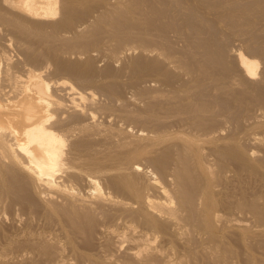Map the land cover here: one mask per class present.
Segmentation results:
<instances>
[{
    "label": "bare ground",
    "instance_id": "obj_1",
    "mask_svg": "<svg viewBox=\"0 0 264 264\" xmlns=\"http://www.w3.org/2000/svg\"><path fill=\"white\" fill-rule=\"evenodd\" d=\"M5 1H6V3L8 2L10 6H12L13 8L16 9V10L14 9L15 10L14 12H17L16 15H17L18 19L16 17V20H15L14 19L15 16L10 15L11 18L13 17V19L15 21L14 22L12 21L13 23L11 21H8L9 25L7 24V21H5L6 24H4V25H6V28L8 26L10 28V30L13 31L14 37H16V41L15 40L14 41L17 42L18 46L17 45L16 46L19 47L20 50H18L19 55H18V51L16 52V54H15L16 57L13 56L14 54L10 56L6 50L7 49L6 46H9V44L8 43H5V44L2 43L3 47L0 46L1 47L0 48V65H1L0 68L2 67L1 63H3V65L5 64L4 66H7L6 68H8V69L12 70V68H13V70H14V67H15V69L18 68L21 71L19 70L20 74L18 73L19 71L17 72V75L14 78L13 86H12L11 90L8 91V90L0 89V220H2V221L3 220H9L10 221V219L7 215V214H9L12 217V221L16 222V223H14L11 221L10 225L12 226L13 225L12 223H14L16 225L19 223V225H17V227H19V226L20 227H19V229L14 228V231H9V230L3 231L4 229L6 230L8 228H4L2 226V229L3 228L4 229L2 230V232L0 230V260H3L5 255L9 256L8 255V253H9L10 255L12 254V258H14V259L9 260L8 259L9 257H8L7 260L8 261H17V262H20V264H22L21 261L24 259L30 260V258L32 257L31 259L33 260L34 256H35L34 257L35 261L37 259L36 256H45L47 258L49 257L53 264H63L65 262V259L69 258L68 264H70L69 263L70 262L69 260L71 259L70 255L74 254V256H77V255H75V253L81 251L79 249L80 247L78 248L76 246V244H77L76 241L78 242L79 239L76 240L75 232L73 231V224H75V221L73 222V219L80 218V216L82 218V216H84L85 218L87 217L86 218L87 221L84 220V222L86 221L87 225H88V222H89V224L93 223L94 219L96 220L94 223H96L98 220L100 221V224L97 223L98 228H99V229L97 228L98 229L97 235H99L98 240L99 239L102 240L105 237H108L109 234H111V235L114 234V236L117 235L118 236L117 238L121 241H123V240L126 241L128 238V240H129L128 243L130 242L128 245H130V246L127 249L130 252H128V251L127 252L130 255H132L134 257V259L136 258L135 260L138 261L139 264H152L154 261L156 262L159 259V257L164 259L162 261L163 264H164V262L169 263V262H172L173 260H177V262H178V259L180 260L181 257H184V259L182 258L183 260H180L181 262L184 260L186 261L185 256H187V251H184V248H186L187 245H185V243H187V240L188 241L190 240L189 242L191 244L194 243L191 241V239L189 237H188L189 238L188 239L187 238L188 235H186V231H187L186 227L188 225L191 226V224L189 223L190 221L196 220V221L200 222L201 228H200V226L199 227L197 226L199 223L197 225H196L195 221L193 223H195V227L197 226L198 228L201 229V230L199 229L200 231L204 230V232H205V234H207V236H209V237L211 236L212 237L211 239L215 238V234L219 233V230H218L219 228L225 226V225L222 226L223 225L222 221H224V219L221 220L222 210H220V209L223 206L221 208H218L219 205H221L220 202L224 203L221 201V196H222L221 190L222 189L219 187V184H218L219 182L217 181V175H216V168H218L217 167L218 165H216V164H219V162L216 163L217 162V161H215L216 157L214 158L215 153H216L215 156H218V155L221 156L223 153L220 154L221 153V151H220L218 154L216 151V146L218 145L217 140L219 139V136L217 134V131L219 132V130H218L219 126H218V128H217V126H214L215 125L214 121H215V123L218 122V124H219V121H217V120H219L218 118L220 117L219 115L221 113L218 114L219 108H218V112H217V104L223 103L224 101H222L223 98H221V96L218 93H219V89H221L223 87L226 88V84L228 83L227 77H226L227 82H226V80H224V78L222 79L223 76L220 77L214 73L213 74L215 76L214 75L210 76V74H209V76H207L208 79H205L206 77L203 78L204 76L203 77L201 76V78H200V75H204L207 71H205V73L203 74V71H201V68H200V70H198L196 72L193 71V73H191V71H189V72L187 71V73H186L185 70L190 69L187 67L189 64H184L185 61L183 63L182 60H180L178 58V56L177 57L175 56L174 58H169L167 56L168 53L167 54L163 53V51H164L163 48H162L163 49L162 52H158L156 49H152L153 47L150 48L151 50L147 49V50H150L148 52L156 54V55L155 54H153V55H155V58H158L157 61L163 55L161 57V60L162 61L164 60L163 62H165V59H162V58H164V56L166 55L165 57L167 60L176 63V64L173 63V66L171 65V67L174 68V69L173 68L172 69L175 72L176 71L179 72L178 69H180V68L181 69L186 68L185 70L182 71L183 75H180V74H177V72L176 73L174 72V74L176 76H178V79H176V80H175L176 77H173L174 75L170 74V76L168 77L166 75L167 73H163V75L164 74L166 75V77H167V78L165 77L166 79L162 78V80H161V76H159V75L158 76L155 75V76L157 78L159 77L160 79H155V80L150 79L151 81L160 85V87H159V85L152 84L156 87L158 86V88H159V89H157L158 96L161 98L164 97V99H166L170 102L172 101L173 107H174V104H176V105H177V103L181 104V110L178 108L180 112L175 111L176 109L174 110V108H175L174 107L173 110L177 114H174L172 117L170 115H166V114H165L166 116H164L163 114L167 113L171 109H169L168 107L166 108V106L165 107L162 106V108H163V111H162L163 116L162 117L163 118L160 116L162 119L161 120L162 124H160L161 127H159L158 129L155 127V130L151 129L152 132H150L148 134H147L148 129L147 130L144 129L147 132L144 133V135L142 134L143 136H141V134L136 133V134H138L139 139L138 138L134 139L133 137H129L130 131H128V128H127V131L129 133H127V134H129V136H128L129 140L127 138H125L124 136L127 135L126 134L127 131L124 128H126V126L124 128H122L123 130L118 129L117 132L121 131V136H123L122 132H123V134H125L123 137L126 139V141L123 139L122 144H123V146L125 145L126 147H124L122 149H125V148L126 149L122 150V151L118 150V151L113 152L111 150H108L109 148L106 149L107 147L106 148H103V147H105L107 145L112 146L113 144H115L112 141H114V142L118 141L117 139H116L117 141L111 140V139H113L114 136H118V135L113 134V133H117V132L113 129L112 126H111L112 131L109 130V129H111L110 127L108 129L109 132L104 131V130L106 129V127L108 128V126H105V125H108L107 123L110 121V118L113 115V113L115 114L114 110L117 108L113 109L110 106V108L114 112L112 110L111 111H107L104 109L101 110V108L104 107L103 104L105 102H107L108 100L102 103V101H104L106 99L103 97L104 98V100H103L102 98L99 97L100 95L104 96V95H111L110 93L113 94V92L108 91L107 90L108 88H106V85H108L110 83V81H109V83L108 82L105 83V81H108L109 78H107L108 80H106V77H104L105 81H103L104 79L102 78V76H104L103 74L105 73L106 69H108L110 67H109V65H107L108 64L107 63L105 65V67L103 65L101 66V67H103V69L102 68L100 69L99 67H98V69H96V68L93 69L94 68L93 64L95 63V60L98 63L97 58L99 57L98 56L99 54H101L102 57L101 56L100 57L103 58L104 60L107 59L108 60L107 62L110 61V62H114V63L116 62L117 63V62H119V60L123 59L127 55L130 57L131 55H129V54L131 52L134 53V51H136L134 49V47L125 46V47H123L124 49L121 47L122 51H120L119 48H117L118 50H115L116 47L114 48V46L119 45L121 41H119V44H118V42H116L117 40H114L117 43L114 45L115 42H113L112 39H114L116 36L114 37L113 35H115V34L117 35V33L113 34L114 32H112V27L108 26L110 24L107 25V23H109V22L104 23L110 29V32H109L108 31L109 29H107V27L105 26L106 27L105 29L107 30L108 35H109V33L112 32L113 35L112 34L111 35L114 38L107 36V38L109 37L110 40L104 39L103 42L101 39V42L103 44L101 43V45L99 46L98 49L96 48L97 46L92 49V50L95 49L96 53L99 52V54L97 55L98 57L95 56V54H94V57H97L94 61L92 60L94 63L92 62V64H89L86 61V63L91 65L93 68L92 67H91V69L88 68L89 70L84 71L83 73H79V72H74L72 70H69L68 68L67 69L61 68V66L56 67L57 63L54 60L56 56L52 51H51V53L49 52L50 46L49 47L45 46V47H47L46 49L49 50V51H47V53L48 52L50 54L53 53L52 56H55V57H52V56L50 57L49 56L50 54L47 56L45 53L44 54L46 56L41 54L43 56V57H41L39 55L41 50H38L37 53L35 51L33 52V50H31L32 48H30V46H32V44L34 45V43H33L34 40L32 39L33 42L30 40V38H32L33 36H29L28 39L24 37V34L29 33L31 30L35 31L34 33H38V35L39 34L42 36L44 35L47 38L50 37V39L51 38H53V39L54 38L55 39L66 38L65 40H68L69 39L68 36L70 34H72L74 36L78 35L80 37V35H83L86 32V30H91L94 25L100 24L101 21H103V20L105 21V19L106 18L108 19V17L110 15H111L110 18L113 17L115 13L114 14L112 13L114 10L111 12L112 9L110 7L112 5L109 7V6L105 5V3H103L102 5H104V6H102L100 9H98L95 13L93 11H95L96 8L95 9L91 8L92 12L94 14L89 13V14H92L90 17L79 20L78 22L77 21L74 22L73 20L75 18L72 20L68 16L71 13L70 11H69L70 13H68L69 6L74 0H5ZM76 1L78 2L79 0H76ZM178 1H180V0H177V2H176L177 5L180 4V2L182 0L180 2H178ZM190 1L193 3V5L190 4V6L192 7L191 10L195 14H197L194 11V10H196V9H194L196 6H197V11H199V13L205 12L207 14H212V16H209V15L207 16V14H206L205 15L206 17L199 14L198 16L200 17V15H201L203 17L202 18L203 20L200 18L202 21L199 22L200 21V19H199L198 22L195 21V23H198V24H194L193 21H189L191 19L189 17L191 14L189 11L190 8L188 10V8L186 7L187 10L189 11V13L187 11L189 16L185 12L187 17L189 18V19L187 18L188 19L187 21L189 23L193 22L190 24L187 23V25H189L188 28H191L190 29L191 31L193 29H196V28H200V29L202 27L206 28L205 26H207V28L210 27V29L215 30L214 25H216L215 24L216 19L221 20L222 18H223V22H224V19H225V21L226 20L231 21L230 26L236 27V31H237L239 19H237V21H238V22L236 21L237 23L233 24L234 20L236 18L230 17V15L236 14L237 16L236 15L235 16L238 17V15H239L238 13H241V12L246 13L247 11L250 10L248 5L251 2L252 3L255 2L254 0L253 1L252 0H244V1L243 0H190ZM257 1L259 2L261 0H257ZM80 2L81 1H79V3H77V4H82ZM85 2H87V1H85ZM93 2H94V0H93ZM147 2H149V1H147ZM173 2H174V0H173ZM87 3H88V5H86V6H88V7H90L92 5V3H91V5L89 6V2H87ZM101 3H100V5H101ZM157 3H159V2H157ZM196 3H198V4L196 5ZM259 4H261V3H259ZM73 5H75V4H72V6ZM93 5H95V4H93ZM168 5H170V4H168ZM250 5H252V4H250ZM254 5H257V4L253 3L252 6H254ZM76 6H78V5H76ZM81 6H84V5H81ZM121 6L122 5H120V7ZM133 6L134 5H132V7ZM185 6H187V4ZM261 6H262V4H261ZM74 7H72V9ZM78 7H80V5ZM115 7L116 6H114V8ZM152 7L153 6H151V8ZM171 7L172 6L170 5V8ZM85 8H82L81 11L83 9L85 10V12L87 11V9L89 10V8H87V9H85ZM155 8H153V10H155ZM180 8H181V5H180ZM180 8H178V9H180ZM255 9L258 10V8H255ZM261 9H262V7H261ZM2 10H4V9H2ZM2 10H0V12ZM70 10H71V8H70ZM115 10L117 11L118 9H115ZM123 10H125V9H123ZM176 10H177V8H176ZM120 11H121V9H120ZM183 11H185V9ZM261 11H263V9ZM74 12L76 13V10ZM252 12H254V15H255L256 10L254 11L252 9ZM73 13H71V16H73ZM75 13H74V15H75ZM77 13L79 15V11ZM176 13L178 14V11H176ZM181 13H183V12H181ZM8 14H9V12L5 15L8 16ZM80 14H82V13H80ZM86 14H88V13L86 12ZM132 14H135V13H132ZM151 14H152V12H151ZM179 14H180V12H179ZM195 14H193L194 17L196 16ZM261 14H260V18L262 16ZM78 15H76V16H78ZM123 15H122V17H123ZM142 15H143V13H142ZM182 15H185V14L183 13ZM254 15H253V17H254ZM257 15L258 14L256 13L255 16L257 17ZM2 16H4V14ZM2 16L0 14V18ZM115 16L117 17V15H115ZM246 16H248V15H246ZM251 16H252V14H251ZM251 16H248V18L244 17L242 24L246 23V24H248V26L249 25L251 26V23H252V25L255 26V28H256L257 27L256 25L259 23L256 21V19H258V18L254 17V20H255L254 21V20H252ZM73 17H75V16H73ZM159 17L160 16H158V20H159ZM8 18L10 20H13L10 17H8ZM19 18L21 19L20 20L21 22L19 21ZM123 18H125V16ZM240 18H242V17H240ZM260 18H259V20H260ZM9 19L6 18V20H9ZM112 19H115V18L113 17ZM112 19H108V21L110 20V23L112 21L114 22L115 20H112ZM116 19H118V18H116ZM261 19L263 21H260V22H264V18H261ZM154 20L157 21L156 19H154ZM165 20H163V21H165ZM174 20H175V18H174ZM2 21H3V19H2ZM118 21L119 20H117V22ZM182 21H183V19H182ZM133 22H134V20H133ZM151 24H154V23L151 22ZM173 24H174V22H173ZM10 25H11V27H10ZM100 25H103V23H101ZM112 25H113V23L111 24V26ZM116 25H113V26H116ZM144 25H145V23H144ZM161 25H163V24H161ZM240 25H239V28H240ZM243 25H242V27H243ZM258 25H260V24H258ZM91 26H92V28H91ZM96 26H94V28ZM133 26H135V25H133ZM175 26H177V25H175ZM250 26H249V28H250ZM89 27H90V29H88ZM97 27L99 28L100 26H97ZM103 27H104V25H103ZM126 27L127 26L125 25L124 28H126ZM227 27H229V26L227 25ZM261 27H263V26H261ZM100 28L102 29V27H100ZM120 28H122V26L119 27L118 30H116V31H120L119 30ZM99 29H97V30H99ZM101 29H100V31H101ZM114 29L115 28H113V30ZM153 29H154V25H153ZM162 29L163 28H161V30ZM172 29H174V28H172ZM251 29L254 30L253 27L250 28V30ZM106 30L103 31V29H102V32H106ZM123 30L126 32L125 29H123ZM123 30H121V31H123ZM128 30H130V29H128ZM136 30L137 29H135V31ZM262 30L263 29L258 31L255 29V31H253V32L251 30L250 32H252L253 37H249L248 39H246L248 42L247 44L251 45V47L254 48L255 50H259L261 47H264V33H261ZM180 31H181V28H180ZM191 31L188 33H192ZM204 31H202V32H204ZM92 32H94V29L92 30ZM125 32L124 33L122 32L123 35H125ZM132 32H131V34L135 33V32H133V33ZM165 32H166V29H165ZM193 32H196V31H193ZM240 32H241V30H240ZM89 33H91V31ZM122 33H121V35H122ZM158 33H160V32H158ZM197 33H199V32H197ZM210 33L213 34V32H209V33L207 32V34H208L207 38L208 39H205V40H208L211 43V42L215 41V37H214L215 35L211 34V36L214 37V41H212L213 37L209 38ZM93 34H94L93 36H95V33H93ZM97 34H99V33H97ZM102 34H100V35H102ZM30 35H33V34H30ZM40 35H39V37H42ZM121 35L119 37H121ZM128 35H129V31H128ZM192 35H194V34H192ZM223 35H225V34H223ZM74 36H72V37L74 39H77V37H74ZM84 36L85 35H83V37ZM93 36H90V37L92 38ZM136 36H138V35H136ZM151 36H152V34H151ZM246 36L248 37V35H246ZM39 37L37 36L38 39H39ZM83 37L81 38V40L83 39ZM90 37H89V39H90ZM95 37H97V36H95ZM117 37H118V35H117ZM10 38H11V36H10ZM139 38H140V36H139ZM185 38H187V37H185ZM205 38H206V36H205ZM38 39H36V40L39 43L41 41V38L39 40ZM44 39L46 40V42L47 41L50 42L49 38H48V40L46 38H43L42 40H44ZM53 39H52V43L55 42V43H57V46H58L59 43L56 42V40L53 41ZM86 39H87V37H86ZM218 39H221V38H218ZM118 40H119V38H118ZM190 40H191V38H190ZM197 40H194V41H197ZM7 41H8V39H7ZM63 41L64 40H62L61 42H63ZM84 41H86V40H84ZM87 41H89V40H87ZM126 41H127V39H125V42ZM131 41H133V40H131ZM142 41H145L143 39V37H142ZM151 41H153V40H151ZM184 41H186V40L184 39ZM201 41H203V39ZM217 41L218 40H216L215 42L217 43ZM37 42L35 41V43H37ZM59 42H60V39H59ZM67 42L68 41H66V43ZM78 42H82V41L79 40ZM78 42H76V43H78ZM128 42H130V40ZM135 42H134V44L136 45ZM192 42H191V44H192ZM218 42H220V40ZM71 43L72 42H70V43L68 42L67 44L70 45ZM122 43H124V42H122ZM122 43H121V45H122ZM187 43H189V42H187ZM202 43H204V42H202ZM202 43L200 42L201 45H202ZM210 43H209V45H210ZM222 43H224V44H222ZM222 43H220V44L221 45L229 44V41L226 43H225V41H223ZM42 44L45 45L46 43L45 44L42 43ZM94 44H95V41H94ZM94 44H91V45H94ZM146 44H148V42ZM212 44L213 43H211V45ZM43 45L41 46V42H40V45L37 44L38 49H42ZM50 45H53V44H50ZM60 45H61V43H60ZM62 45L65 46L64 43ZM62 45H61V47H63ZM77 45H79V44H77ZM145 45L143 47H145ZM209 45L205 44L204 47L209 48L210 47ZM255 45H257V46H255ZM39 46H41V47H39ZM169 46L171 47V45H169ZM34 47H36V46H34ZM54 47H55V45H54ZM212 47H214V46H212ZM224 47L226 48V46H224ZM248 47L249 46H247V48ZM64 48L65 47H63L61 49L63 50ZM66 48H65L66 51L70 50V49H68L69 46ZM74 48L75 47L73 45V48H71V49H74ZM76 48H77V46H76ZM229 48H231V47H229ZM33 49H35V48H33ZM50 49H52V48H50ZM78 49H79V47H78ZM87 49L90 50L91 48H87ZM87 49L83 48L82 50L86 51ZM96 50H98V51H96ZM235 50L236 49H234V51H233L234 53H233L231 59L233 58V56L235 57V59L237 61V69L240 71L239 75L238 74L236 75V73H238V72L235 71L236 72L235 76L238 78L241 74V80H243L244 82H250V83L255 82V84H253V83L252 84L257 85V87H259L258 84L260 85V84L264 83L263 82L264 79H263V81L261 79V78H264V66L262 67L260 65V64H262L261 62H263V64H264V51L261 52L262 56H261V53L259 54L260 56L259 55L257 56V55H255V53L253 55V52H255V50L254 51L252 50L253 52L251 53V56L253 55V57H249L248 54L246 55L245 52L240 51V48H239V50H236V51ZM248 50H246V51H248ZM43 51H44V49L42 50V52ZM55 51H56V49L54 50V52ZM64 51H63V54L66 53V51L65 52ZM71 51L73 52V50H70L69 53ZM76 51L77 50H75V52ZM78 51L80 52V50H78ZM141 51L142 50H140V52ZM224 51H226V50H224ZM45 52H46V50H45ZM57 52H58V54H59V52L61 54L62 51L58 50ZM212 52L210 51V53H212ZM250 52H248V53L250 54ZM76 53L78 54V52H76ZM86 53L80 52L79 53V54H81L80 57H83L82 54L85 55ZM89 53H91V52H89ZM136 53L137 52L134 53L135 56L137 54L140 55L139 53H137V54ZM145 53L146 52L144 50L143 55ZM75 54H74V56H75ZM146 55H149V54L146 53ZM171 55H169V56H171ZM174 55H175V53H174ZM225 55L228 56L229 54H225ZM69 56L71 57L72 55L70 54ZM86 56H85V59L86 58L89 59L88 53L86 54ZM182 56L183 55H181V57ZM188 56H189V54H188ZM230 56H231V54H230ZM255 56H257V57H255ZM58 57H61V56H58ZM62 57H63V55H62ZM64 57H63V59H64ZM66 57H68V55ZM70 57H69V60H70ZM76 57H77V55H76ZM76 57H75V59H76ZM131 57H130V59H131ZM171 57H173V56H171ZM223 57L221 56V58H223ZM52 58H54V59H52ZM152 58H154V57H152ZM175 58H177V59H175ZM221 58H219L220 62H221ZM60 59L62 60V58H60ZM90 59H92V58L90 57ZM134 59H135V57H134ZM77 60H79V59H77ZM100 60L102 61V59H99V61ZM125 60L126 59H124V61ZM187 60H189V59H187ZM212 60H213V58H212ZM225 60H227V58ZM232 60H234V58ZM56 61L58 62L59 60H56ZM65 61H67V60H65ZM160 61L157 63L159 64ZM236 61H235V63H236ZM70 62H73V61H70ZM172 62H169L168 65L171 64ZM120 63H123V61ZM154 63H153V65H154ZM231 63H230V65H231ZM68 64L71 65V63H69V62L67 63V65ZM101 64H104V63H101ZM206 64H208V62ZM209 64H211V63H209ZM61 65L63 66V64H61ZM74 65L75 64H73V66ZM89 65H87V67H90ZM95 65H96V63H95ZM153 65L151 67H153ZM168 65H166V68L168 67ZM227 65H228V63H227ZM82 66H84V65L82 64ZM114 66L111 67V69L114 68ZM116 66H117V68L119 67V65H116ZM116 66H115V68H116ZM135 66L136 65H134L133 68ZM193 66H194V64H193ZM260 66L263 68L262 70H260ZM54 67H55V69H54ZM59 67L61 69H58ZM65 67H66V65H65ZM75 67H76V65H75ZM78 67L80 68L81 66H78ZM123 67H124V65H123ZM130 67H129V69H131ZM163 67L165 68V66H163ZM126 68H128L127 65H126ZM140 68H141V66H140ZM140 68H139V70H140ZM162 68L159 67V69H155V70L157 71V73H161L160 69L162 70ZM116 69L114 70L115 72L113 71L114 73L113 72H111V73H113V76L117 77L119 74L117 75L118 70H116ZM147 69H148V67H147ZM172 69H171V71H172ZM234 69H236V68L234 67ZM17 70H15V71H17ZM126 70L127 69H125V71ZM155 70L153 69L152 71H155ZM107 71H106V73H107ZM141 71H142V69H141ZM169 71L170 70H167V72H169ZM229 71H231V69ZM80 72H82V71H80ZM122 72H124V70H122ZM147 72H148V70H147ZM162 72H163V70H162ZM209 72L212 73L211 71H209ZM131 73H132V71H131ZM157 73H155V74H157ZM233 73L234 72H232V74ZM101 74H102V76H101ZM184 74L185 75L188 74L187 79H185V77L183 78ZM163 75H162V77H163ZM95 76H99L103 80H100L99 78L97 79V77L95 78ZM116 77H113V78H116ZM133 77H134V75H133ZM232 77L233 76H231V78L229 77L230 83L235 84L238 79L236 77H233V78ZM113 78H111L110 80H113ZM259 79L263 83H260ZM125 80H127V79H125ZM115 81H117V80L114 79L113 82H115ZM118 81H119V79H118ZM145 82H147V80ZM145 82H144V84H145ZM237 82H239V83L242 82V81L240 82V77H239V80ZM244 82H242L243 83L242 85L245 87V84L247 85V83L244 84ZM130 83H132V82H130ZM195 83H196V85H193ZM112 84H111L112 88H113L114 84L117 86L116 83H112ZM119 84H122V83H118V86H121ZM138 84H140V83H138ZM108 86L110 87V85H108ZM136 86L140 87L139 85H137V83H136ZM232 86H234V85H232ZM235 86H236V84H235ZM249 87H251V84ZM261 87H263V86H261ZM143 88L141 87V89L139 88L138 90H142ZM233 88H231V89H233ZM135 89H137V88H135ZM228 89H229V86H228ZM242 89H244V88H242ZM251 89H249V90L251 91ZM114 90H115V88L113 89V91ZM120 90H121V88H120ZM138 90H136V91H138ZM155 90L153 89L154 92H155ZM252 90H256V89H252ZM123 91L121 92V94L123 93ZM119 92H116V93L118 94ZM139 92L141 93V91H139ZM144 92H147V90H145ZM238 92H240V91H238ZM146 94L147 93H144V95H146ZM148 94H149V92H148ZM114 95L117 96L116 94H114ZM114 95L112 97H115ZM141 95H139V96H141ZM112 97L108 96L107 98L112 99ZM143 97L144 96H142V98ZM255 97H254V99H255ZM161 98H159V99H161ZM219 98H221L222 102L220 101ZM122 99H124V98H122ZM244 99H247V98H244ZM251 99H252V97H251ZM115 100H117V99H114V101ZM249 100H250V97H249ZM117 101H115V102H117ZM247 101H248V99H247ZM109 102H110V100L108 101V104H109ZM156 102L157 101H155V103ZM110 104H112V103H110ZM115 104H118V102ZM115 104H113V105L115 106ZM161 104H162V102H161ZM109 105H108V107H109ZM119 105L120 106H118V107L122 108L121 106L124 105V103H122V105L121 104H119ZM129 105L130 104H128V107H129ZM177 107H178V105H177ZM129 108L128 109L131 110V107H129ZM123 109H126V108L120 109V112ZM105 112H107V113H105ZM127 112H130V111H127ZM123 114H125V113H123ZM129 114L125 115V116L128 117ZM131 114H132V112H131ZM133 115H134V113L132 114V116ZM141 115H143V114H141ZM144 115H143V118H144ZM258 115L259 116H256V117H261L264 114L260 115L258 113ZM120 116H122V115L120 114ZM169 116L171 118V119L169 118L170 120L168 119ZM194 116L197 117V119H198V117H201L202 119L200 118V120L204 119L202 121V123L205 122L206 120H207V122H208V120L211 122V120L213 119L214 121H212L213 122L212 127H210V128L204 127L203 128V126L205 125L206 122L204 124H202L203 126H201V125H199V121L197 119L192 118ZM101 117L103 119H101ZM114 117H115V115L113 116V118ZM135 117L136 118L138 117V119H139L138 121H140V119L143 121V119L141 117L139 118L138 114H137V116L135 115ZM153 117H154V120H156V116H153ZM122 118H124V117H122ZM133 118H134V116H133ZM173 118H175V119H173ZM125 119L128 120L126 117H125ZM131 119H132V117H131ZM132 120H135V119H132ZM158 120L159 119H157L156 122ZM114 121L116 122V120H114ZM142 121H141V123H142ZM146 121L148 123L152 122V120L149 122L148 119ZM145 122L143 121V123H145ZM154 122H153V124H154ZM159 122L160 121H158V123ZM111 123L112 124H109V126L114 125L113 122H111ZM116 124H118V123H116ZM208 124L206 123V125H208ZM146 125L145 126L143 125V126L146 127ZM157 125L158 124L153 125V128H154V126H157ZM162 125H163V127H162ZM210 125H211V123H210ZM150 127H148V128H150ZM124 130H125V133H124ZM135 131L137 132L136 129H135ZM102 132L103 133L107 132V134L108 133L110 134V132H111V134H113V137L111 134H110L111 136H107L105 134L109 138L112 137V138H110V141L113 143L112 145H110V143L107 142L109 138L108 139L105 138L106 140H104V138H102V139L98 138V142L100 141L101 144L103 143L100 146H103V147L102 148L97 147L99 145H96L97 143L95 141L96 140L95 137H100V138L106 137ZM133 133H135V132H132V134ZM102 134H103V136H102ZM136 134H134V135H136ZM97 135H99V136H97ZM118 137H115V138H118ZM134 137H136V136H134ZM130 138H132V139H130ZM221 138H222V136H221ZM259 138H258V140L260 141ZM121 139H119V141ZM118 144H120V143H118ZM118 144H115V145H118ZM115 145H113V146H115ZM113 146L110 149H112V150L114 148L119 149V147H120V146L119 147L117 146V147L113 148ZM121 147H122V145H121ZM121 147H120V149H121ZM218 149H219V147H218ZM98 152H100L101 156H99L97 154ZM244 159L246 160L245 157H244ZM216 160H218V159L216 158ZM143 162H145L144 164H146L148 162L149 165H151V169L149 168L150 166L149 167L144 166ZM108 165L109 166L111 165L110 169H109V167H107ZM251 171H252V169H251ZM96 173L100 174V177L102 175L101 178L104 180V183H103L105 186L104 189L101 187L98 188V181L99 180H97V174ZM8 175L10 176V178H8ZM11 175L12 176L14 175L13 177L16 178V180H15L16 182L22 183L26 187H27V185H25V184H28V186H29L28 188H30V187L32 188V194L30 191V194H28V196H29V198H31V195H32L36 199L35 200L36 205L33 206V203H31L34 209L32 208L31 205L26 206L23 203V201L26 200L25 196L24 197L22 196L23 193L21 191H23V190L20 191L18 188L12 187L13 185L12 186L10 185L8 180L11 179V177H12ZM4 176H6V177H4ZM100 177L98 176V178H100ZM6 178H8V179H6ZM218 178L220 179V177H218ZM13 180H14V178L11 181H13ZM79 180L85 181L86 183H89L90 187H92L93 190L91 188L87 191L82 192L83 190L81 191L80 188H78L79 186L77 187V183L79 182ZM15 181H13V182L15 183ZM80 182H79V185H80ZM19 183H18V185L20 186ZM22 184H21V186H23ZM220 186H221V184H220ZM24 194H25V192H24ZM27 200H29V199H27ZM30 200L32 201V199H30ZM30 200L28 202H31ZM222 205H224V204H222ZM237 205H239V204H237ZM35 206L37 207V209L35 208ZM257 210H260V209H257ZM35 217L39 221L41 220V222H43V223L40 222L39 225L42 226V224L43 225L45 224L44 227L37 229L36 226H38V225L35 224L36 225V226L34 225V227L36 228L35 229L32 226L31 222ZM229 218L231 219V217H229ZM218 221L222 222V223L220 222L222 224L221 226H220V224L218 225ZM225 221H227V220H225ZM235 221H237V220H235ZM72 222H73V224H72ZM4 223H6V221H4L3 224ZM7 223H10V222L7 221ZM21 223L23 224V226H21L22 225ZM34 223H38V222L34 221ZM1 224H2V222H1ZM86 224H85V226H86ZM216 224L218 226V229H217L218 232L214 233V229L216 231V228H215ZM225 224H226V222H225ZM116 225H118V226H116ZM80 226L81 225H79V226L76 225V227H78L79 230L81 229ZM192 226H194V224ZM192 226L190 227V229L195 230L194 227L192 229ZM229 226H232V225H229ZM241 226H242V224H241ZM8 227H10V226H8ZM13 227H12V230H13ZM38 227H40V226H38ZM242 227H244L246 229V226L243 225ZM190 229H189V233H190ZM227 230L228 229H226V232H227ZM248 230H246V231H248ZM243 231H241V233ZM204 232H202V233L200 232V233L204 234ZM226 232H224V233H226ZM227 233H230V232H227ZM198 234H197V236H198ZM246 234H247V232H246ZM262 234H264V233H262ZM190 235L191 234H189V236ZM219 235H221V233ZM234 235H235V233H234ZM243 235H245L244 232H243ZM243 235H240V233H239L238 238L240 236V239H242V240H244L246 238H248L247 240H249L250 237L245 238V237H243ZM249 235L250 234L248 233V235H245V236H249ZM191 236H193V234ZM197 236H194V237H197ZM205 236H204V242L206 239ZM218 236H216V238ZM229 236H231V235H229ZM258 236H256V237L258 238ZM198 237L197 238L199 240L203 239L201 236H198ZM209 237H207V239ZM251 237H252V235H251ZM197 238L195 240L194 245L197 243L196 242ZM216 238L213 240L210 239L213 243L211 241H209L213 244L214 248L212 249L209 246H207V248L208 247L210 248V250L208 248L210 254H211L210 251L214 250L213 252L218 253L219 256L217 254L215 255V253H214V255H211V256H214V258H213L214 260L212 259L213 262L211 261V259H209V260L213 264H214V261L217 260L216 261V263H217L218 258H215V257L218 256L220 259L219 262L220 261L223 262V260H224L225 262H227V264H230L231 260H228L230 258L227 259L229 261V263H228V261L226 260V256H225L228 253L227 254L225 253L226 251H225L224 244H227V243L223 242V240H226L227 238L224 237L225 239H223V237H222V239H223L222 240L223 243L221 242L222 244H220V242L218 244V241H220L221 238L218 237L219 238L218 240ZM234 238H235V236H234ZM261 238H262V235H261ZM192 239H194V238H192ZM207 239H206V241L208 242L209 239L208 240ZM228 239L226 240V242L228 241ZM100 240L98 241L99 242L98 245H100V243H101ZM105 240H102V242L105 243ZM234 240H236V239H234ZM242 240H240V243ZM247 240H245V241H247ZM259 241H261V240H259ZM111 242H113V241H111ZM200 242H201L200 245L202 246L201 248L205 249L203 251L204 254L207 255L208 252L206 253V251H208V250H206L207 249V248H205L206 245H204L206 242L203 244L205 247H203V245H202L203 240L202 241L200 240ZM235 242H237V241H235ZM242 242L245 244L244 241H242ZM106 243H108V242H106ZM109 243H110V241H109ZM123 243H122V247H123ZM261 243H260V245H261ZM61 244L63 247H61ZM169 244L172 246L174 245L175 247L174 248L172 246L169 247ZM187 244L189 245V243H187ZM206 244L209 245V243H206ZM248 244H249V242L247 243L246 246L245 245L244 246L250 247L251 244L250 245H248ZM77 245H80V244H77ZM109 245H111V243ZM194 245H193V247H194ZM197 245L199 246L198 243H197ZM218 245H222L224 247V250L221 251L222 248L220 249L219 248L220 246L218 247ZM238 245L240 246V244H238ZM113 246L114 245H112V247ZM118 246L120 247L121 244H119ZM118 246L116 244V248ZM263 246H264V244H263ZM50 247L52 248V250L51 251L47 250V248H50ZM65 247H68V249L70 247L71 251H68V253L72 252V253H70L69 256L67 255L68 256L67 258H66V253H65L67 251H66ZM122 247H121V249H119V251L123 249ZM176 247H177V249H176ZM178 247H181V248H178ZM191 247L188 246V250L190 249V251H191ZM227 247H228V245L226 246V248ZM245 247H244V249H245ZM104 248H107V247L104 246ZM116 248H114V249H116ZM169 248H173L175 250H173V249L170 250ZM199 248H200V246H199ZM229 248L230 247H228V249ZM231 248H233V247H231ZM236 248H235V251L238 250V249L236 250ZM101 249H103V248H101ZM107 249L109 250V248H107ZM241 249H242V247H241ZM45 250H47V251H45ZM126 250H124V251H126ZM195 250H198V249L192 248L191 253H193ZM246 250H247L246 252L248 254L245 253V250L243 252L246 254L244 256L247 257V256H249L250 252H249V248ZM95 251H97V250H95ZM119 251H118V253H119ZM190 251H188V253ZM91 252H90V254L84 253L83 256L86 255V257H83L80 253V257L81 256L83 257V263L82 264H88V263H84V261H86L89 258L87 256H90ZM112 252H113V250H112ZM116 252H117V250H116ZM184 252L186 253V255H183ZM196 252L198 253L199 251H196ZM234 252H233V254L237 253V252L236 253H234ZM110 253H111V251H110ZM110 253L109 252L106 253V251H105V254L104 253H102V254L107 255L109 257L110 255H108V254H110ZM113 253L111 255H112V257H115V259L113 258L114 260L120 259L119 254H118L119 258H116L117 253H116V255H114L115 253L114 254ZM202 253L200 252V254H196V255L189 254L191 256L189 257V255H188L187 257L191 258L192 256L193 257L197 256V255L201 256ZM230 253L231 252H229V254ZM76 254H78V253H76ZM102 254H100L101 256L98 254L99 257L103 258ZM124 254H125V252H124ZM174 254H176L180 258L176 257ZM204 254H203V256H204ZM233 254L231 253L230 255H233ZM122 255H123V253H122ZM130 255L129 256L127 255L128 258L130 257ZM173 255L176 258H174ZM228 255H227V257H228ZM199 256H198V258L196 257V259L195 258L193 259L194 264H197L195 261L197 259H201V260H199L200 263L202 262L204 264L205 261L202 259H204V257H207V256H204V257L203 256L199 257ZM208 256H210V255H208ZM45 257H43V258H45ZM122 257L120 259L121 261L119 260L120 263L122 262ZM246 257H245V259L248 258L247 260H249L251 258V256H250V258L249 257L246 258ZM43 258H42V261H43ZM94 258H96V260L100 259V258L97 259V257H94ZM126 258L127 257H125V259ZM221 258H222V260H221ZM5 259H6V257H5ZM18 259H19V261H18ZM72 259L75 260L74 258H72ZM89 259L90 260H87V261H90V263H91L92 258H89ZM113 259H112V261H113ZM125 259H123V264L125 263V261H126V264L127 263L129 264L130 261H127L129 259H127V260H125ZM134 259L130 258V260H132V261ZM259 259H261V258H259ZM263 259L261 261L260 260L259 261L262 262ZM29 260L27 261L28 263H29ZM46 260H48V259H45V261ZM96 260H95V262H96ZM102 260L103 259H100V262ZM191 260L192 259H190V260L188 259L189 262ZM205 260H206V258H205ZM51 261H48V262H51ZM80 261H82V260H80ZM109 261H111V260L109 259ZM250 261H253V258H251ZM23 262H26V261H23ZM38 262H40V258H39ZM38 262H36V264H38ZM92 262H94V261L92 260ZM95 262L93 264H95ZM117 262H115V263L117 264ZM189 262H188V264L191 263V262L190 263ZM225 262L223 264H225ZM233 262H234V260H233ZM233 262H231V264H234ZM254 262H256V260ZM254 262H252V263H254ZM260 262H258V263L260 264ZM1 263H3V262H0V264ZM26 263H23V264H26ZM42 263H44V262H42ZM45 263H47V262H45ZM97 263H99V260ZM134 263H135V261L131 264H134ZM157 263H158V261H157ZM182 263L185 264L186 262L185 263L182 262ZM111 264H113V263H111ZM153 264H155V263H153ZM158 264H160V263H158ZM175 264H176V262H175ZM177 264H179V263H177ZM191 264H193V263H191ZM219 264H222V263H219Z\"/></svg>",
    "mask_w": 264,
    "mask_h": 264
},
{
    "label": "rangeland",
    "instance_id": "obj_2",
    "mask_svg": "<svg viewBox=\"0 0 264 264\" xmlns=\"http://www.w3.org/2000/svg\"><path fill=\"white\" fill-rule=\"evenodd\" d=\"M75 1V2H74ZM71 4H70V6H69V9H68V13H73L75 10H76V13L79 11V15H78V13L76 14L75 12V15H74V13H73V16H75V17H73V16H71V13L68 15L69 16V18H71L74 22L75 21H79V20H82V19H84V18H88V17H90L92 14H89V13H95L98 9H100L102 6H104V5H102L103 3H105V5H107V6H111L110 8L112 9L111 10V12L114 14V18L115 19H112L113 17H111L110 18V16L108 17V19H112V20H115L114 22L112 21L111 23H110V20L108 21V19L106 20L105 19V21L103 20V21H101V23H103V25H104V27H103V25H100V24H96L97 26H100V27H102V29H103V31H105L106 29V27H107V29H109V27H112V32H114L113 34H115V33H117V35H118V37H117V35L115 34V35H113L112 34V32L111 33H109V35H108V32H107V30H106V32H102V29H101V31H100V29L96 26V25H94V26H96L95 28H94V26H93V28H92V26H91V30H86V34L84 33L83 35H85L84 37H83V35H80V37L78 36V35H72V34H70L69 36H68V40H65L66 38H57V39H53V38H51L50 39V37H48L49 39H50V42L49 41H47L46 42V40L44 39V40H42L43 38H46L47 40H48V38L46 37V36H42V35H40V36H42V37H39V35H38V33H34L35 31H28L30 34H33V35H30L29 33H25L24 34V37L25 38H29V36H33L32 38H30V40L32 41V39L34 40V45L32 44V46H30V48H32L31 50H33V52L35 51L36 53L38 52V50H41V52H42V50L44 49V51L41 53L40 52V56L41 57H43L41 54H43L44 56H48L50 53H51V51L55 54V56H52V54H50L49 56L51 57H55V59L54 58H52V59H54L55 60V62L57 63V66L56 67H58V66H61V68H65V69H69V70H72V71H74V72H79V73H83L84 71H87V70H89L88 68H90L91 69V65H89V64H92V62L99 56H101V54H99V52L98 53H96L95 52V49L94 50H92L93 48H95L96 46V48L98 49L99 48V46L101 45V43L103 42V40L105 39V40H110L109 39V37L107 38V36H110V37H113L114 39H112L113 40V42H115L114 40H117L116 42H118V44H119V41H121L120 42V46L119 45H116V46H114V48L116 47V49L115 50H118L117 48H119L120 49V51H122V48L123 47H125V46H127V47H130V46H132V47H134V49L136 50V51H134V53L135 52H137V53H139L140 55H138L137 53V55L135 56L134 55V53L133 52H131L129 55H131L130 57H131V59H130V57L127 55V56H125L123 59H121V60H119V62H107L108 60L107 59H103V58H97V61H98V63L96 62V60H95V63H96V65H95V63L93 64V69H98V67L101 69H103V67H101L102 65L105 67V65L107 64V65H109V67L110 68H108V69H106V71H107V73H106V71H105V73L103 74L104 76H102V74H101V76H102V78L104 79H102L101 77H99V76H95V78L97 77V79L99 78L100 80H103V81H105V78L104 77H106V80H108L107 78H109V80L108 81H105V83L106 82H108L109 83V81H110V83L108 84V85H110V87L108 86V85H106V88H108L107 90L108 91H111V92H113V94L112 93H110L111 95H100L99 97L100 98H102L103 100H104V98L106 99V100H104V101H102V103L103 102H105V101H109L110 100V102H109V104L110 103H112V104H108V101L107 102H105L103 105H104V107L103 108H101V110L102 109H104V110H107V111H111L112 109L111 108H113V109H115V108H119L118 110L117 109H115L114 111H115V114L113 113V115L111 116V118H110V121L111 122H113V124L114 125H110L109 126V124H112L110 121L107 123L108 125H105V126H108V128L106 127V129L104 130V131H108V129H109V127L111 128V129H109L110 131H112V127H113V129L117 132L118 131V129H120V130H123L122 128H124L125 126H126V128H124V129H126V131H127V128H128V131H130V133L127 131L126 132V134L127 133H129L130 134V136H129V134H127V135H125V134H123V132H122V135L125 137V138H127L128 140H129V138H128V136L129 137H133L134 139L135 138H138V134H141V136H143L144 135V133H146L147 131V129H148V132H147V134L148 133H150V132H152V130L151 129H154L155 130V127L158 129L159 127H161V125L160 124H162V122H161V117L164 115V116H166V115H170L171 117L174 115V114H177L175 111H178V112H180L179 111V109L181 110V104H179V103H177V105H178V107H177V105L176 104H174V107H173V103H172V101L170 102V101H168V100H166V99H164V97L163 98H161V97H159L158 96V94H157V89H159L158 88V86L156 87V86H154V85H159V84H156L155 82H153V81H151L150 79H160L159 77L157 78L156 76H161V80H162V78H164V79H166L167 77H166V75L169 77L170 76V74L171 75H174L173 77H176L175 78V80L176 79H178V76H176L175 74H174V68L173 67H171V65L173 66V63L174 62H172V61H169V60H167L166 59V55L164 56V58H162V59H165V62H163L162 60H161V57L163 56H161L160 58H159V60L157 61V59L158 58H155V53H150V52H148V51H150L151 49L150 48H152V49H156L158 52H162L163 51V49H164V51H163V53H165V54H167L168 53V57L169 58H174L175 56L177 57L178 56V58L180 59V60H182V62L184 63V61H185V63L184 64H189L187 67L188 68H190V69H188V70H185L186 68H184V69H178L179 70V72H177V74H180V75H183L182 74V71L183 70H185L186 71V73H187V71L189 72V71H191V73H193V71L194 72H196V71H198V70H200V68H201V71H203V74L205 73V71H207L204 75H200V78H201V76L203 77V78H205V79H208L207 78V76H209V74H210V76L211 75H214V74H216L217 76H220V77H222V79L224 78V80H226V77H227V79H228V83L226 84V88H221V89H219V95L221 96V98H223L222 99V101H224L223 103H219V104H217V112H218V108H219V113L218 114H220L218 117V119L219 120H217V121H219V124H218V122H216L215 123V121L212 119L211 120V122L208 120V122H207V120L205 121L208 125H206V123L205 122H203L202 123V121L204 120H200V118L201 117H198V119H197V117H192V118H194V119H197L198 121H199V125H201V126H203L202 124H204L205 123V125L203 126V128L205 127V128H210V127H212V121H214V126H217V128H218V126H219V132L222 134H220L218 131H217V134H218V136H219V139L217 140V144L219 145H215L216 146V151H217V153L219 154V152L221 151V153L220 154H222L221 156H215L216 155V153H215V155H214V158L216 157L218 160H216V158H215V161H217L216 163H218L219 162V164H216V165H218L217 167L218 168H216V175H217V181L219 182L218 184H219V187L222 189L221 190V201L222 202H224V203H221L220 202V204L221 205H219V207L218 208H221L222 206V208L220 209V210H222V215H221V220H223L224 219V221H218V225L220 224V226L222 225V226H224V227H221V228H219L218 229V226H217V224H216V231H215V229H214V233H216V232H218V230H219V233H217L218 235L221 233V235L224 233V232H226V229H228L227 230V232H230V233H224L222 236L221 235H217V234H215V238H216V236H218L219 238H221L220 239V241H218V244H219V242H220V244H222L223 242L224 243H227V244H224V247H225V253L227 254H229V252H231L232 254H233V252L235 251V248H236V250L237 251H235L234 253H236V254H233V255H228V257H227V255H225L226 256V260L228 259V258H230V259H228V260H231L230 261V264H231V262H233V260H234V264H259L258 262H260L263 258H264V246H263V244H264V234H262V233H264V115H262L261 117H256V116H259L258 115V113L261 115V114H264V81H263V79L264 78H261L262 79V81L259 79V82L260 83H263V84H260L261 86H263V87H261L259 84H258V86L259 87H257V85H253V84H255V82L252 84V83H250V82H244L243 80H241V74H240V82L242 81V82H244V84L245 83H247V85L245 84V87L242 85L243 83L241 82V83H239V82H237L238 80H239V77L237 78L236 76H235V73L236 72H238V73H236V75L238 74L239 75V70L237 69V61H236V59H235V57L233 56V58H234V60H232L231 59V57H232V55H233V51H234V49H236V50H239V48H240V51H242V52H245L246 53V55L248 54L249 55V57H253V55H254V53H255V55H259L261 52H263L264 51V47H261L259 50H255L254 48H252L251 47V45H249V44H247L248 42H247V40L246 39H248L249 37H253V35H252V32L253 31H255V29L256 30H258V31H260L261 29H263L262 31H261V33H264L263 31H264V22H260V21H263L261 18H264V1L263 0H261V1H257V0H254L255 2H253V3H256L257 5H254V6H252L253 5V3L251 2L250 4H252V5H248V7L250 8V12L249 11H247L246 13L245 12H241V13H238L239 15H238V17H236L237 15L236 14H234V15H230V17H235L236 19L234 20V23L233 24H235V23H237L238 21H237V19H239V23H238V27H237V31H236V27H231L230 26V24H231V21H225V19H224V22H223V18L220 20V19H216V22H215V24L216 25H214V27H215V30H213V29H210V27H208L207 28V26H205L206 28H196V29H193L192 31L190 30L191 28H188V26L189 25H187V23L188 24H190V23H193L194 22V24H198V23H195V21L196 22H198L199 21V19L201 18H203L202 16H204V17H206L205 15L207 14V13H199V11H197V6L194 8V9H196V10H194L197 14H195L191 9H192V7L190 6V4L191 5H193V3L190 1V0H180V1H178V2H180V4H178L177 5V0H174V2H173V0H94V2H93V0H79V1H81L80 3H82V4H77V3H79V1L77 2L76 0H74ZM85 1H87V2H89V6L91 5V3H92V5L90 6V7H88V6H86V5H88V3L87 2H85ZM109 1V2H108ZM126 1V2H125ZM140 1V2H139ZM147 1H149V2H147ZM154 1V2H153ZM165 1V2H164ZM184 1V2H183ZM244 1V0H243ZM253 1V0H252ZM258 3H257V2ZM77 2V3H76ZM102 2V3H101ZM124 2V3H123ZM157 2H159V3H157ZM189 2V3H188ZM8 3V2H7ZM6 3V1L5 0H0V10H2V9H4V10H2L1 12H0V14H1V16L4 14V16H2L1 18H0V21L2 22H0V46L1 47H3V44H5V43H8L9 44V46H6V50H7V52H8V54L11 56V55H13V56H15L16 57V52L18 51V50H20L19 49V47H17L18 46V44H17V42H15L16 41V37H14V33H13V31L12 30H10V28L7 26V28H6V25H4V24H6V22L5 21H7V24L9 23L8 21H15L16 20V17H17V15H16V13L17 12H14L16 9L15 8H13L12 6H10L9 5V3L7 4ZM87 3V4H86ZM100 3H101V5H100ZM110 3V4H109ZM140 3V4H139ZM157 3V4H156ZM175 3V4H174ZM259 3H261L262 4V6H261V4H259ZM72 4H75V5H73L72 6ZM93 4H95V5H93ZM128 4V5H127ZM131 4V5H130ZM142 4V5H141ZM152 4V5H151ZM160 4V5H159ZM165 4V5H164ZM168 4H170L172 7L170 8V5H168ZM187 4V6H185ZM198 3H196V5H197ZM76 5H80V7H78V6H76ZM81 5H84V6H81ZM120 5H122L121 7H120ZM132 5H134L133 7H132ZM174 5V6H173ZM180 5H181V8H180ZM6 6V7H5ZM74 7L73 9H72V7ZM95 6V7H94ZM114 6H116L115 8H114ZM119 6V7H118ZM146 6V7H145ZM150 6V7H149ZM151 6H153L152 8H151ZM156 8H155V7ZM165 6V7H164ZM177 6V7H176ZM2 7V8H1ZM9 9H8V8ZM123 7V8H122ZM126 7V8H125ZM130 7V8H129ZM138 7V8H137ZM174 7V8H173ZM188 8V10H189V8H190V13L192 14H190V16L188 15V13H189V11L187 10V8ZM253 7V8H252ZM261 7H262V9H263V11H261L262 9H261ZM7 8V9H6ZM70 8H71V10H70ZM79 8V9H78ZM82 8H85V9H87V8H89V10L87 9V13L88 14H86V12H85V10L83 9L82 11H81V9ZM95 9V11H93L92 12V9ZM114 8V9H113ZM132 11H130L129 9ZM152 10H151V9ZM153 8H155V10H153ZM162 8V9H161ZM167 8V9H166ZM176 8H177V10H176ZM178 8H180V9H178ZM255 11L256 10V12H255V15H256V13L258 14L257 15V17L254 15V12H252V9ZM255 8H258V10L257 9H255ZM15 9V10H14ZM115 9H118L117 11L115 10ZM120 9H121V11H120ZM123 9H125V10H123ZM135 9V10H134ZM140 9V10H139ZM144 9V10H143ZM157 9V10H156ZM166 9V10H165ZM170 11H169V10ZM185 9V11H183ZM175 10V11H174ZM70 11V12H69ZM73 11V12H72ZM127 11V12H126ZM130 11V12H129ZM161 11V12H160ZM167 11V12H166ZM176 11H178V14H179V12H180V14L178 15L177 13H176ZM187 11H188V13H187ZM258 11V12H257ZM9 12V14H8V16L7 15H5V14H7ZM151 12H152V14H151ZM163 12V13H162ZM171 12V13H170ZM181 12H183L185 15H182L183 13H181ZM187 13V15L191 18L189 21H193V22H188L187 20L189 19L188 17H187V15H186V13ZM193 12V13H192ZM252 12V13H251ZM11 13V14H10ZM80 13H82V14H80ZM93 13V14H94ZM131 13V14H130ZM132 13H135V14H132ZM138 15H137V14ZM142 13H143V15H142ZM262 13V14H261ZM124 14V15H123ZM129 14V15H128ZM141 14V15H140ZM160 14V15H159ZM193 14H195L196 16L194 17V15ZM199 14H201L200 15V17L198 16ZM242 14V15H241ZM248 15V16H251V14H252V16H251V18H252V20H254V17L255 18H258V19H256V21L257 22H259L258 24H260V25H256L257 27L255 28V26H253L252 25V23H251V26L254 28V30L253 29H251L252 30V32H250L251 30H250V28H252L250 25V28H249V26H248V24H246V23H243L242 24V22H243V20H244V17L245 18H248V16H246V15ZM260 14L262 15L261 16V18H260ZM13 15V16H15V20L13 19V17L11 18V16ZM76 15H78V16H76ZM115 15H117V17L115 16ZM122 15H123V17L125 16V18H123L122 17ZM133 15V16H132ZM147 15V16H146ZM162 15V16H161ZM212 16V14H207V16ZM236 15V16H235ZM253 15H254V17H253ZM7 16V17H6ZM87 16V17H86ZM146 16V17H145ZM157 16V17H156ZM158 16H160L159 17V20H158ZM168 16V17H167ZM181 16V17H180ZM4 17V18H3ZM8 17H10L11 19H13V20H10ZM80 17V18H79ZM154 17V18H153ZM156 17V18H155ZM167 17V18H166ZM177 17V18H176ZM183 17V18H182ZM240 17H242V18H240ZM6 18L7 19H9V20H6ZM78 18V19H77ZM116 18H118V19H116ZM120 18V19H119ZM130 18V19H129ZM138 18V19H137ZM174 18H175V20H174ZM188 18V19H187ZM259 18H260V20H259ZM2 19H3V21H2ZM5 19V20H4ZM17 19H18V17H17ZM123 19V20H122ZM125 19V20H124ZM138 21H137V20ZM154 19H156L157 21H155ZM161 19V20H160ZM166 19V20H165ZM174 21H173V20ZM182 19H183V21H182ZM200 19V21L199 22H201L202 20ZM242 19V20H241ZM21 19L19 18V21H20ZM117 20H119L118 22L121 24H119L118 22H117ZM133 20H134V22H133ZM153 20V21H152ZM163 20H165V21H163ZM185 20V21H184ZM241 20V21H240ZM123 21V22H122ZM148 21V22H147ZM150 21V22H149ZM161 21V22H160ZM237 21V22H236ZM255 21V20H254ZM12 22V23H13ZM21 22V21H20ZM107 22H109V23H107ZM128 22V23H127ZM145 23V25H144V23ZM151 22H153L154 24H151ZM167 22V23H166ZM171 22V23H170ZM173 22H174V24H173ZM213 22V23H214ZM256 22V23H257ZM104 23H107V25L108 24H110V25H108V26H106V24H104ZM113 23V25H116V26H111V24ZM137 23V24H136ZM139 23V24H138ZM148 23V24H147ZM156 23V24H155ZM163 24V25H161V24ZM177 23V24H176ZM229 23V24H228ZM131 26H130V25ZM147 24V25H146ZM160 24V25H159ZM165 24V25H164ZM167 24V25H166ZM180 24V25H179ZM241 24V25H240ZM9 25V24H8ZM119 25V26H118ZM125 25L127 26L126 28H124L125 27ZM133 25H135V26H133ZM153 25H154V29H153ZM175 25H177V26H175ZM227 25L229 26V27H227ZM239 25H240V28H239ZM242 25H243V27H242ZM4 26V27H3ZM106 26V27H105ZM122 26V28L123 29H125L126 30V32L122 29V28H120L119 30L120 31H116V30H118V28L119 27H121ZM124 26V27H123ZM141 28H140V27ZM149 26V27H148ZM164 26V27H163ZM183 26V27H182ZM248 26V27H247ZM261 26H263V27H261ZM10 27H11V25H10ZM118 27V28H117ZM219 27V28H218ZM242 27V28H241ZM260 27V28H259ZM113 28H115L114 30H113ZM117 28V29H116ZM161 28H163L162 30H161ZM172 28H174V29H172ZM180 28H181V31H180ZM231 30H229V29ZM244 28V29H243ZM260 30H259V29ZM4 29V30H3ZM88 29H90V27L88 28ZM94 29V32H92V30ZM96 29V30H95ZM97 29H99V30H97ZM128 29H130V30H128ZM133 29V30H132ZM135 29H137L136 31H135ZM165 29H166V32H165ZM198 29V30H197ZM11 32H9V31ZM121 30H123V31H121ZM129 31V35H128V31ZM133 32H135L134 34H131V32L132 31ZM176 30V31H175ZM178 30V31H177ZM183 30V31H182ZM192 32V33H188V32H190V31ZM205 30V31H204ZM208 30V31H207ZM240 30H241V32H240ZM6 31V32H5ZM91 31V33H89ZM109 32H110V29L108 30ZM116 31V32H115ZM139 31V32H138ZM143 31V32H142ZM147 31V32H146ZM151 31V32H150ZM193 31H196V32H193ZM202 31H204V32H202ZM223 33H222V32ZM228 31V32H227ZM233 31V32H232ZM244 31V32H243ZM27 32V31H26ZM103 34H102V33ZM125 32V35H123V33ZM132 32V33H133ZM145 32V33H144ZM158 32H160V33H158ZM165 32V33H164ZM180 32V33H179ZM197 32H199V33H197ZM207 32L209 33V32H213V34L215 35L214 37H215V41L216 40H220V42H218L217 41V43L214 41V37L213 36H211V34L212 33H210L209 34V38L210 37H213V40L212 41H214V42H211V43H213L212 45H211V43L208 41V40H205V39H208L207 37ZM226 32V33H225ZM88 33V34H87ZM93 33H95V36H97V37H95V36H93L94 34ZM97 33H99V34H97ZM121 33H122V35H121ZM127 33V34H126ZM141 33V34H140ZM148 33V34H147ZM152 34V36H151V34ZM186 33V34H185ZM221 33V34H220ZM260 33V32H259ZM3 34V35H2ZM8 34V35H7ZM28 34V35H27ZM100 34H102V35H100ZM113 36H112V35ZM148 36H147V35ZM156 34V35H155ZM179 34V35H178ZM183 34V35H182ZM185 34V35H184ZM192 34H194V35H192ZM196 34V35H195ZM198 34V35H197ZM212 34V35H213ZM219 34V35H218ZM223 34H225V35H223ZM241 36H240V35ZM251 34V35H250ZM13 35V36H12ZM27 35V36H26ZM74 36V37H77V39H74L72 36ZM99 35V36H98ZM107 38H105L104 36ZM121 35V37L123 38H121V37H119ZM136 35H138V36H136ZM144 35V36H143ZM162 35V36H161ZM168 35V36H167ZM245 35V36H244ZM246 35H248V37L246 36ZM10 36H11V38H10ZM37 36L39 37V39L41 38V46L43 45L42 43H46L45 45H43V47H42V49H38V46H37V44L38 45H40V42L38 43L37 42V40L36 39H38L37 38ZM90 36H93L92 38L90 37ZM102 36V37H101ZM137 38H136V37ZM139 36H140V38H139ZM196 38H194V37ZM200 36V37H199ZM205 36H206V38H205ZM217 36V37H216ZM220 36V37H219ZM36 37V38H35ZM83 37V39L81 40V38ZM86 37H87V39H86ZM89 37H90V39H89ZM101 37V38H100ZM142 37H143V39L145 40V41H142ZM145 37V38H144ZM151 37V38H150ZM181 37V38H180ZM185 37H187V38H185ZM199 37V38H198ZM202 37V38H201ZM100 38V39H99ZM118 38H119V40H118ZM121 38V39H120ZM147 38V39H146ZM154 38V39H153ZM172 38V39H171ZM190 38H191V40H190ZM193 38V39H192ZM218 38H221V39H218ZM224 38V39H223ZM7 39H8V41H7ZM38 39V40H39ZM52 39H53V41L54 40H56V42H58L59 43V47L57 46V43H52ZM59 39H60V42H59ZM73 39V40H72ZM93 39V40H92ZM101 39H102V42H101ZM125 39H127V41L125 42ZM184 39L186 40V41H184ZM189 41H188V40ZM198 39V40H197ZM200 39V40H199ZM203 39V41H201ZM227 39V40H226ZM10 40V41H9ZM15 40V41H14ZM62 40H64L63 42H61ZM77 40V41H76ZM82 41V42H78V41ZM84 40H86V41H84ZM87 40H89V41H87ZM130 40V42H128ZM131 40H133V41H131ZM139 40V41H138ZM149 40V41H148ZM151 40H153V41H151ZM160 40V41H159ZM173 40V41H172ZM194 40H197V41H194ZM210 40V39H209ZM245 40V41H244ZM14 41V42H13ZM35 41L37 42V43H35ZM43 41V42H42ZM45 41V42H44ZM66 41H68L69 43L70 42H72L70 45L69 44H67L66 43ZM92 43H91V42ZM94 41H95V44H94ZM136 41V42H135ZM138 41V42H137ZM155 41V42H154ZM157 41V42H156ZM165 41V42H164ZM168 41V42H167ZM172 41V42H171ZM193 41V42H192ZM206 41V42H205ZM223 41H225V43L226 42H228L229 41V44H225V45H221L220 43H222ZM13 42V43H12ZM76 42H78V43H76ZM114 43V45L115 44H117V43ZM122 42H124V43H122ZM128 42V43H127ZM134 42L136 43V45L134 44ZM148 42V44H146ZM187 42H189V43H187ZM191 42H192V44H191ZM200 42L202 43V42H204V43H202V45L200 44ZM210 43V45H209V43ZM3 43V44H2ZM60 43H61V45L64 43V45L65 46H63V47H68L69 46V48L68 49H70V50H73V52L71 53H69V51L70 50H67L66 51V49L64 48L63 50L61 49V48H63V47H61V45H60ZM90 43V44H89ZM121 43H122V45H121ZM133 43V44H132ZM141 43V44H140ZM151 43V44H150ZM167 43V44H166ZM216 45H215V44ZM50 44H53V45H50ZM77 44H79V45H77ZM91 44H94V45H91ZM103 44V43H102ZM124 44V45H123ZM127 44V45H126ZM131 44V45H130ZM146 44V45H145ZM150 44V45H149ZM155 44V45H154ZM160 44V45H159ZM174 44V45H173ZM190 44V45H189ZM205 44H208L210 47V49L207 47V48H205L204 46H205ZM222 44H224V43H222ZM15 45V46H14ZM17 45V46H16ZM54 45H55V47H54ZM67 45V46H66ZM73 45H74V47L76 48V46H77V48L75 49H71V48H73ZM91 45V46H90ZM145 45V47H143ZM168 45V46H167ZM169 45H171V47L169 46ZM194 45V46H193ZM246 45V46H245ZM34 46H36V47H34ZM41 46H39V47H41ZM45 46H47V47H49V50L48 49H46L47 47H45ZM52 46V47H51ZM85 46V47H84ZM94 46V47H93ZM207 46V45H206ZM212 46H214V47H212ZM224 46H226V48L224 47ZM247 46H249L248 48H247ZM255 46H257V45H255ZM0 47V48H1ZM45 47V48H44ZM54 47V48H53ZM78 47H79V49H78ZM84 49H87V48H91L90 50H88L89 52H91V53H89L87 50L85 51V50H82L83 48ZM122 47V48H121ZM224 49H223V48ZM229 47H231V48H229ZM18 48V49H17ZM33 48H35V49H33ZM50 48H52V49H50ZM60 48V49H59ZM82 48V49H81ZM137 48V49H136ZM144 48V49H143ZM161 48V49H160ZM163 48V49H162ZM175 48V49H174ZM183 48V49H182ZM202 48V49H201ZM215 48V49H214ZM251 48V49H250ZM37 49V50H36ZM56 49V53L54 52V50ZM124 49V48H123ZM139 49V50H138ZM147 49H150V50H147ZM160 49V50H159ZM207 49V50H206ZM249 49V50H248ZM255 50V52H253L254 50ZM45 50H46V52H45ZM58 50H60V51H62L61 52V54H60V52H59V54H58ZM66 51V53L65 54H63V51ZM75 50H77L76 52H78V54L75 52ZM78 50H80V52L81 53H88V58L89 59H85V56H86V54L84 55V54H82V56L84 57H80L81 56V54H79L80 52L78 51ZM82 50V51H81ZM140 50H142L141 52H140ZM144 50H145V52L147 53V54H149V55H146V53L143 55V53H144ZM224 50H226V51H224ZM235 50V51H236ZM246 50H248V51H246ZM253 50V51H252ZM47 51H49L48 53H47ZM64 51V52H65ZM93 51V52H92ZM96 51H98V50H96ZM175 53V55H174V53ZM185 51V52H184ZM210 51L212 52V53H210ZM251 51V52H250ZM257 51V52H256ZM15 52V53H14ZM69 54H68V53ZM178 52V53H177ZM195 52V53H194ZM226 52V53H225ZM248 52H250V54L248 53ZM253 52V55L251 56V53ZM46 55H45V54ZM76 53V54H75ZM142 53V54H141ZM182 53V54H181ZM58 54V55H57ZM72 55L71 57L69 56V55ZM74 54H75V56H74ZM94 54H95V56H97L98 54V56L97 57H94ZM153 54H155V55H153ZM172 54V55H171ZM178 54V55H177ZM186 54V55H185ZM188 54H189V56H188ZM199 54V55H198ZM225 54H229L228 56L227 55H225ZM230 54H231V56H230ZM18 55H19V51H18ZM62 55H63V57L65 56H67L68 55V57H64V59H63V57H62ZM76 55H77V57H76ZM169 55H171V56H173V57H171V56H169ZM180 55V56H179ZM181 55H183L182 57H181ZM219 55V56H218ZM37 56V55H36ZM58 56H61V57H58ZM140 56V57H139ZM142 56V57H141ZM154 57V58H152V57ZM196 56V57H195ZM215 56V57H214ZM221 56L223 57V58H221ZM257 56H255V57H257ZM260 56V55H259ZM261 56H262V53H261ZM14 57V58H15ZM39 57V56H38ZM69 57H70V60H69ZM74 57V58H73ZM75 57H76V59H75ZM87 57V56H86ZM90 57L92 58V59H90ZM134 57H135V59H134ZM60 58H62V60L60 59ZM81 58V59H80ZM84 60H83V59ZM168 58V59H169ZM184 58V59H183ZM189 59V60H187V59ZM202 58V59H201ZM212 58H213V60H212ZM217 58V59H216ZM219 58H221V62H220V59ZM227 58V60H225ZM77 59H79V60H77ZM99 59H102V61L100 60L99 61ZM124 59H126L125 61H124ZM128 59V60H127ZM151 59V60H150ZM175 59H177V58H175ZM196 59V60H195ZM223 59V60H222ZM56 60H59L58 62L56 61ZM61 60V61H60ZM65 60H67V61H65ZM76 62H75V61ZM93 60V61H92ZM161 60V61H160ZM171 60V59H170ZM203 60V61H202ZM205 60V61H204ZM225 60V61H224ZM230 60V61H229ZM70 61H73V62H70ZM84 63H83V62ZM86 61H87V63H89V64H87L86 63ZM123 61V63H120V62H122ZM130 63H129V62ZM155 63H154V62ZM159 62L160 61V65L157 63V62ZM168 61V62H167ZM187 61V62H186ZM190 61V62H189ZM194 61V62H193ZM229 61V62H228ZM235 61H236V63H235ZM71 63V65H67V63ZM128 64H127V63ZM150 62V63H149ZM169 62H172L171 64H169L168 65V63ZM204 62V63H203ZM208 62V64H206ZM232 62V63H231ZM77 63V64H76ZM80 65H79V64ZM86 63V64H85ZM101 63H104V64H101ZM119 63V64H118ZM134 63V64H133ZM146 65H144V64ZM152 63V64H151ZM153 63H154V65H153ZM182 63V64H183ZM199 63V64H198ZM203 63V64H202ZM209 63H211V64H209ZM214 63V64H213ZM227 63H228V65H227ZM230 63H231V65H230ZM262 64H263V62H261ZM2 64V67L0 68V89H2V90H11V88H12V86H13V81H14V78H15V76L17 75V72L20 70V69H18V68H16L15 69V67H14V70H13V68H12V70L11 69H8V68H6L7 66H4L3 65V63H1ZM61 64H63V66L61 65ZM73 64H75L76 65V67H75V65L73 66ZM82 64L85 66H82ZM101 64V65H100ZM113 64V65H112ZM127 65V67L128 68H126V65ZM132 66H131V65ZM138 64V65H137ZM142 64V65H141ZM150 64V65H149ZM174 64H176V63H174ZM193 64H194V66H193ZM262 64H260L262 67L264 66V64L262 65ZM65 65H66V67H65ZM81 66L80 68L78 67V66ZM87 65H89L90 67H87ZM100 65V66H99ZM116 65H119V67L117 68V66H116V68H115V66ZM123 65H124V67H123ZM131 67H130V66ZM134 65H136L134 68H133V66ZM153 65V67H151ZM166 65H168V67L166 68ZM206 67H205V66ZM208 65V66H207ZM1 66V65H0ZM114 66V68L116 69V70H118L117 72V77L116 76H113V73L115 72L114 70V68H112L111 69V67H113ZM138 66V67H137ZM140 66H141V68H140ZM160 68H162L163 66H165V68L167 69V70H170L169 72H167V70L163 67L162 68V70H163V72H162V70L160 69V72L161 73H157V71L155 70V69H159V67ZM185 66V65H184ZM231 68H230V67ZM236 68V69H234V67ZM260 66V70H262L263 68ZM122 67V68H121ZM129 67L131 68V69H129ZM147 67H148V69H147ZM193 67V68H192ZM197 67V68H196ZM204 67V68H203ZM231 69V71L232 72H234L233 74H232V72L231 71H229L230 69ZM60 67L58 68V69H61ZM77 68V69H76ZM124 68V69H123ZM139 68H140V70H139ZM169 68V69H168ZM173 68V69H172ZM228 68V69H227ZM18 69V70H17ZM54 69H55V67H54ZM57 69V68H56ZM83 69V70H82ZM125 69H127L126 71H125ZM134 69V70H133ZM141 69H142V71H141ZM155 70V71H152V70ZM171 69H172V71H171ZM196 69V70H195ZM203 69V70H202ZM206 69V70H205ZM10 70V71H9ZM15 70H17V71H15ZM82 71V72H80V71ZM110 70V71H109ZM112 70V71H111ZM122 70H124V72H122ZM138 70V71H137ZM147 70H148V72H147ZM150 70V71H149ZM177 70V69H176ZM181 70V71H180ZM211 71L212 73H210L209 71ZM228 70V71H227ZM21 71V70H20ZM20 71L18 72L19 74H20ZM57 71V70H56ZM114 71V72H113ZM130 71V72H129ZM131 71H132V73H131ZM184 71V72H185ZM236 71V72H235ZM111 72H113V73H111ZM123 74H122V73ZM144 72V73H143ZM175 72V73H176ZM209 72V73H208ZM111 73V74H110ZM125 73V74H124ZM131 73V74H130ZM137 73V74H136ZM143 73V74H142ZM155 73H157V74H155ZM163 73H167L166 75L164 74L163 75ZM214 73V74H213ZM230 73V74H229ZM141 74V75H140ZM149 74V75H148ZM152 74V75H151ZM161 74V75H160ZM202 74V73H201ZM207 74V75H206ZM227 76H226V75ZM127 75V76H126ZM130 77H129V76ZM132 75V76H131ZM133 75H134V77H133ZM140 75V76H139ZM145 75V76H144ZM156 75V76H155ZM162 75H163V77H162ZM187 75L188 74H184V76H183V78L185 77V79H187ZM108 76V77H107ZM122 76V77H121ZM126 76V77H125ZM155 78H154V77ZM215 76V75H214ZM231 76H233V77H236L238 80L236 81V86H235V84H231L230 83V78H231ZM260 76V75H259ZM113 78V77H116V78H113V80H110L111 78ZM121 77V78H120ZM166 77V78H165ZM172 77V76H171ZM190 77V76H189ZM230 77V78H229ZM232 77V78H233ZM261 77V76H260ZM119 79V81H118V79ZM135 78V79H134ZM114 79L115 80H117V81H115V82H113L114 81ZM125 79H127V80H125ZM138 79V80H137ZM133 80V81H132ZM147 80V82H145ZM124 81V82H123ZM136 81V82H135ZM149 81V82H148ZM130 82H132V83H130ZM135 82V83H134ZM144 82H145V84H144ZM226 82H227V80H226ZM258 82V83H259ZM112 83H116L117 84V86L114 84V86H113V88H112V86H111V84ZM118 83H122V84H119V85H121V86H118ZM136 83H137V85H139L140 87H138V86H136ZM138 83H140V84H138ZM251 84V87H249L250 86V84ZM152 84H154V85H152ZM113 85V84H112ZM124 87H123V86ZM193 85H196V83L195 84H193ZM229 86V89H228V86ZM232 85H234V86H232ZM146 86V87H145ZM248 86V87H247ZM254 86V87H253ZM258 88H256V87ZM121 88V90H120V88ZM141 87L144 89H142V90H138L139 88L141 89ZM148 87V88H147ZM156 87V88H155ZM159 87H160V85H159ZM234 87V88H233ZM110 88V89H109ZM115 88V90L113 91V89ZM124 88V89H123ZM127 88V89H126ZM135 88H137V89H135ZM146 88V89H145ZM151 88V89H150ZM231 88H233V89H231ZM242 88H244V89H242ZM247 88V89H246ZM256 89V90H252L251 89V91L249 90V89ZM112 89V90H111ZM118 89V90H117ZM132 89V90H131ZM153 89L155 90V92L153 91ZM238 89V90H237ZM240 89V90H239ZM124 90V91H123ZM129 90V91H128ZM136 90H138V91H136ZM145 90H147V92H144ZM228 90V91H227ZM120 91V92H119ZM123 91V93L121 94V92ZM139 91H141V93L139 92ZM227 91V92H226ZM238 91H242L241 93L240 92H238ZM116 92H119L118 94L116 93ZM131 92V93H130ZM147 93L146 95H144V93ZM148 92H149V94H148ZM230 92V93H229ZM233 92V93H232ZM143 93V94H142ZM221 93V94H220ZM108 94V93H107ZM114 94H116L117 96H115ZM142 94V95H141ZM151 94V95H150ZM157 94V95H156ZM247 96H246V95ZM115 96V97H112V96ZM139 95H141V96H139ZM260 95V96H259ZM112 97V99L111 98H107V97ZM142 96H144L143 98H142ZM146 96V97H145ZM219 96V97H220ZM230 96V97H229ZM256 96V97H255ZM263 96V97H262ZM104 97V98H103ZM117 97V98H116ZM249 97H250V100H249ZM251 97H252V99H251ZM254 97H255V99H254ZM259 99H258V98ZM122 98H124V99H122ZM131 98V99H130ZM146 98V99H145ZM159 98H161V99H159ZM221 98H219L220 99V101H221ZM244 98H247L248 99V101H247V99H244ZM114 99H117V100H115V101H117L118 102V104H115V103H117V102H115L114 101ZM121 99V100H120ZM142 99V100H141ZM113 102H112V101ZM120 100V101H119ZM133 100V101H132ZM154 100V101H153ZM253 100V101H252ZM147 101V102H146ZM153 101V102H152ZM155 101H157L156 103H155ZM221 101V102H222ZM228 101V102H227ZM236 101V102H235ZM247 101V102H246ZM261 101V102H260ZM115 102V103H114ZM161 102H162V104H161ZM249 102V103H248ZM122 103H124V105H122ZM165 103V104H164ZM175 103V102H174ZM237 103V104H236ZM113 104H115V106L113 105ZM119 104H121L122 106V108H126V109H123V110H121V112H120V109H122V108H120V107H118V106H120ZM128 104H130L129 105V107H131V110H129L130 108L128 107ZM157 104V105H156ZM161 104V105H160ZM102 105V106H103ZM108 105H109V107H108ZM138 107H137V106ZM219 105V106H218ZM232 105V106H231ZM101 106V107H102ZM110 106H111V108H110ZM124 106V107H123ZM127 106V107H126ZM146 106V107H145ZM153 106V107H152ZM161 106V107H160ZM162 106L163 107H165L166 106V108L168 107L169 109H171L170 111H168L167 113H164L163 114V108H162ZM110 110H109V109ZM129 108V109H128ZM138 108V109H137ZM173 108H174V110H173ZM179 108V109H178ZM263 108V109H262ZM135 109V110H134ZM144 109V110H143ZM138 110V111H137ZM155 110V111H154ZM174 112H173V111ZM221 110V111H220ZM127 111H130V112H127ZM161 113H160V112ZM131 112H132V114L134 113V118H133V116H132V114H131ZM140 112V113H139ZM166 112V111H165ZM105 113H107V112H105ZM123 113H125V114H123ZM131 115H130V114ZM136 113V114H135ZM154 115H153V114ZM159 113V114H158ZM120 114L122 115V116H120ZM129 114V116L127 117V116H125V115H128ZM137 114L139 115V118L141 117L142 119H143V121L145 122L147 119H148V121L150 122L151 120H152V122L151 123H148L147 121L145 122V123H143V121L140 119V121H138L139 119H138V117L136 118L135 117V115L137 116ZM141 114H145L144 115V118H143V115H141ZM163 114V115H162ZM166 114V115H165ZM115 115V117L113 118V116ZM159 115V116H158ZM118 116V117H117ZM152 116V117H151ZM153 116H156V120L157 119H159L158 121H160L159 123H158V121L156 122V120H154V117ZM161 116V117H160ZM170 116L168 117V119L170 118ZM122 117H124V118H122ZM125 117L128 119V120H126L125 119ZM130 117V118H129ZM131 117H132V119H135V120H132L131 119ZM148 117V118H147ZM159 117V118H158ZM252 117V118H251ZM255 117V118H254ZM118 118V119H117ZM122 118V119H121ZM151 118V119H150ZM163 118V117H162ZM261 118V119H260ZM101 119H103L102 117H101ZM116 120V122L114 121V120ZM146 119V120H145ZM171 119V118H170ZM169 119V120H170ZM173 119H175V118H173ZM202 119V118H201ZM255 121H254V120ZM137 120V121H136ZM141 121H142V123H141ZM155 121V122H154ZM201 121V122H200ZM115 122V123H114ZM153 122H154V124H153ZM116 123H118V124H116ZM158 124L157 126H154V128H153V125H156V124ZM210 123H211V125H210ZM147 124V125H146ZM149 124V125H148ZM129 125V126H128ZM146 125V127H144V126ZM164 125V124H163ZM163 125H162V127H163ZM198 125V126H199ZM112 126V127H111ZM120 126V127H119ZM122 126V127H121ZM135 126V127H134ZM151 126V127H150ZM200 126V127H201ZM104 127V126H103ZM117 127V128H116ZM119 127V128H118ZM148 127H150V128H148ZM139 128V129H138ZM175 128V127H174ZM202 128V127H201ZM222 130H221V129ZM117 129V130H116ZM135 129L137 130V132L135 131ZM144 129H146V130H144ZM132 130V131H131ZM144 130V131H143ZM190 130V129H189ZM114 131V132H115ZM139 131V132H138ZM223 131V132H222ZM109 132V131H108ZM132 132H135V133H133L132 134ZM103 133V132H102ZM113 133V132H112ZM118 133V134H117ZM117 133H113L114 135H120L119 137L118 136H114L113 137V134H111V132H110V134L112 135V137H113V139H111V140H115V141H119V139H121L118 143H120V144H118L117 142H114V141H112L113 143H115V144H118V145H115V144H113L111 141H110V138H112V137H107V136H111L109 133L107 134V132L105 133H103L106 137H95V141H96V145H99V146H97V147H103V146H100V145H102L101 144V142L99 141L98 142V138L99 139H102V138H104V140H106L105 138H109L108 139V143H110V145H115V146H113V148L114 147H121V145H122V147H121V149H120V147H119V149L118 148H114L113 150L112 149H110L112 146H109V145H107V146H105V147H103V148H106V149H108V150H111V151H122V150H125V149H122V148H124V147H126L125 145L123 146V139L126 141V139L123 137V136H121V131L120 132H117ZM124 133H125V130H124ZM136 133H138V134H136ZM103 134H102V136H103ZM134 134H136V135H134ZM143 134V135H142ZM220 134V135H219ZM256 134V135H255ZM146 135V134H145ZM97 136H99V135H97ZM101 136V135H100ZM134 136H136V137H134ZM140 136V135H139ZM221 136H222V138H221ZM257 138H256V137ZM260 138H259V137ZM115 137H118V138H115ZM121 137V138H120ZM257 139H255V138ZM115 138V139H114ZM221 138V139H220ZM253 140H252V139ZM258 138L260 139V141L258 140ZM117 139V140H116ZM130 139H132V138H130ZM139 139V138H138ZM110 141V142H109ZM256 141V142H255ZM259 141V142H258ZM109 146V147H108ZM218 147H219V149H218ZM218 149V150H217ZM251 151V152H250ZM253 152V153H252ZM99 156H101V154H100V152H98L97 153ZM104 155V154H103ZM246 155V156H245ZM252 155V156H251ZM243 156V157H242ZM242 157V158H241ZM244 157L246 158V160L244 159ZM220 158V159H219ZM251 158V159H250ZM146 162V161H145ZM145 162H143V164L145 163ZM248 162V163H247ZM144 166H146V167H149L150 169H151V165H149V163L147 162L146 164H144ZM107 167H109V169L111 168V165L109 166H107ZM106 167V168H107ZM148 168V169H149ZM255 168V169H254ZM251 169H252V171H251ZM254 171V172H253ZM97 174V180H99L98 181V188H105V186H104V180L101 178L102 177V175H101V177H100V174H98V173H96ZM7 176V175H6ZM6 176H4V177H6ZM12 176V175H11ZM14 176V175H13ZM11 177V179H9L8 181H9V183H10V185L12 186V187H16V188H18L20 191L21 190H23V191H21L23 194H24V192H25V194L23 195L22 194V196L24 197L25 196V199L26 200H24L23 201V203L26 205V206H32V204L31 203H33V206L34 205H36L35 203H36V199L31 195V198H29V196H28V194H30V191H31V194H32V188L30 187V188H28L29 186H28V184H25V185H27V187L26 186H24V184H22V183H19V182H16L15 180H16V178L15 177ZM98 176L101 178H98ZM218 177H220V179L218 178ZM8 178H10V176L8 175ZM8 178H6V179H8ZM14 178V180L13 181H15V183L13 182V181H11L12 179ZM81 180H79V182H80ZM79 182L77 183V187L78 188H80V190L82 191V192H84V191H87V190H89V189H91L92 187H90V184L89 183H86L85 181H81L80 182V185H79ZM18 183L20 184V186H21V184L23 185V186H19L18 185ZM220 184H221V186H220ZM103 186V187H102ZM92 190H93V188H92ZM29 193H28V192ZM99 191V190H98ZM27 192V193H26ZM23 199V198H22ZM27 199H32V201L31 202H28L29 200H27ZM222 204H224V205H222ZM237 204H239V205H237ZM33 206H32V208H33ZM35 208L37 209V207L35 206ZM34 209V208H33ZM257 209H260V210H256ZM35 211V210H34ZM36 212V211H35ZM258 212V213H257ZM225 215H224V214ZM8 215V217H9V219H10V221L9 220H0V230H1V232H2V230L4 229V228H8V229H4L3 231H14V228H18L19 229V227H17V225H19V223L16 225V224H14V223H16L15 221H12V217H11V215H9V214H7ZM225 216V217H224ZM227 216V217H226ZM229 217H231V219L229 218ZM84 218V219H83ZM87 218V217H86ZM84 216H82V218H81V216H80V218H76V219H73V222L75 221V224H73V222H72V224H73V231L75 232V237H76V240H78L79 239V241L77 242L76 241V243L77 244H80V245H77L76 244V246L83 252H81V251H79V252H76V253H78V254H76L75 253V255H77V256H74V254H71L70 255V253H72V252H69L68 253V251H71V249H70V247H69V249H68V247H65L66 248V251L67 252H65L66 253V258L70 255L71 257V259L72 258H74L75 260H69L70 262V264H82L83 263V257H86V255H84L83 256V254L85 253V254H90V252H91V255L90 256H87V257H89V258H92V260L95 262V260H96V258H94V257H97V259L98 258H100V259H103L101 262H100V259H98L99 260V263H97L98 262V260H96V262H95V264L97 263V264H103L104 262V264H111V263H113V264H116L115 262H117V264H123V259H125V257H127L125 260H127V259H129V260H127V261H130L129 262V264H131V263H133L134 261H135V263L134 264H139L138 263V261H136L135 259H134V257L132 256V255H130L128 252H130V251H128V247L130 246V245H128L129 243H128V238H127V242L125 241V240H123V241H121V240H119L117 237V235H115L114 236V234H109L108 235V237H105L104 239H102V240H105L106 238V240H105V243L104 242H102V240H100V245H98V238H99V235H97L98 234V224L97 223H99L100 224V221L98 220L96 223H94L96 220L94 219L93 221V223H90L89 224V222H88V225L86 224V221H87V219H86ZM84 220H86L85 222H84ZM225 220H227V221H225ZM232 220V221H231ZM235 220H237V221H235ZM4 221H6V223H7V221L8 222H10V223H4L3 224V222ZM11 221L12 222H14V223H12L13 225L11 226L10 224H11ZM34 221L35 222H38V223H34ZM195 222H196V225L199 223L200 224V222H198V221H196V220H194ZM194 221H190L189 223L191 224V226L194 224V226H192V229H193V227L195 228V230L193 231V230H191L190 229V225H188L187 227H186V229H187V231H186V235H188L187 236V238L189 237L190 239H191V241L192 242H194L195 243V240H196V238L198 237V236H201L203 239H200L201 241L203 240V242H202V245L206 242V243H209V245H207L206 243L204 244V245H206V247L203 245V247H205V248H207V246H209L210 248H214V246H213V242L211 241V240H213V239H215V238H213V239H211L212 237L210 236H207V234H205V232H204V230H202V231H200L201 229V224L199 225H197L198 227L200 226V228H198L197 226L195 227V223H193ZM1 222H2V224H1ZM40 222H41V220L39 221L36 217L32 220V226L34 227V225L35 224H37L38 226H40V227H38V226H36L37 227V229H39V228H41V227H44V225L42 224V226L41 225H39L40 224ZM225 222H226V224H225ZM233 222V223H232ZM237 224H236V223ZM34 223V224H33ZM41 223H43V222H41ZM77 223V224H76ZM217 223V222H216ZM230 223V224H229ZM235 223V224H234ZM6 224V225H5ZM22 224V223H21ZM85 224H86V226H85ZM232 225V226H229V225ZM241 224H242V226L244 225V226H246V229L244 228V227H242L241 226ZM5 225V226H4ZM76 225L77 226H79V225H81L80 227H81V229L79 230L78 229V227H76ZM93 225V226H92ZM2 226L4 227L3 229H2ZM7 226V227H6ZM8 226H10V227H8ZM14 226V227H13ZM21 226H23V224L21 225ZM88 226V227H87ZM116 226H118V225H116ZM190 226V227H189ZM228 226V227H227ZM12 227H13V230H12ZM79 227V228H80ZM96 227V228H95ZM248 227V228H247ZM35 228V227H34ZM98 228V229H97ZM118 228V227H117ZM198 228V229H197ZM231 228V229H230ZM245 230H244V229ZM11 229V230H10ZM15 229V230H16ZM36 229V228H35ZM89 229V230H88ZM95 229V230H94ZM189 229H190V233H189ZM200 229V230H199ZM218 229V230H217ZM225 229V230H224ZM249 229V230H248ZM231 230V231H230ZM244 230V231H243ZM246 230H248V231H246ZM196 234H194L193 232ZM199 231V232H198ZM241 231H243L244 232V234L245 235H248V233L250 234L249 236H245V235H243V232L241 233ZM192 232V233H191ZM197 232V233H196ZM202 232H204V234H201ZM232 232V233H231ZM246 232H247V234H246ZM253 232V233H252ZM188 233V234H187ZM199 233V234H198ZM234 233H235V235H234ZM239 233H240V235H243V237H250L249 238V240H247L248 238H246V239H244V240H242V239H240V236H239V238H238V235H239ZM189 234H193V236H189ZM197 234H198V236H197ZM238 234V235H237ZM203 235V236H202ZM209 237L208 239H207V237ZM228 237H227V236ZM229 235H231V236H229ZM235 236V238H234V236ZM251 235H252V237H251ZM259 235V236H258ZM261 235H262V238H261ZM110 236V237H109ZM114 236V237H113ZM194 236H197V237H194ZM204 236H205V238L208 240V242L206 241V239H205V242H204ZM221 236V237H220ZM233 236V237H232ZM256 236H258V238L256 237ZM78 237V238H77ZM194 238V239H192V238ZM200 237V238H201ZM216 238L217 240L219 239V238ZM222 237H223V239H225L224 237H226L227 239H228V241L226 242V240H223L222 239ZM242 237V236H241ZM115 238V239H114ZM125 238V239H126ZM188 238V239H189ZM199 238V237H198ZM197 238V243L199 244V246H200V248L202 247L201 245H200V240ZM114 239V240H113ZM118 241H117V240ZM186 239V238H185ZM211 239V240H210ZM234 239H236V240H234ZM242 240V241H244L245 242V244L241 241V243H240V240ZM255 239V240H254ZM187 240V239H186ZM199 240V241H198ZM222 240H223V242H222ZM245 240H247V241H245ZM259 240H261V241H259ZM81 241V242H80ZM109 241H110V243H111V245H109L110 243H109ZM111 241H113V242H111ZM117 241V242H116ZM121 241V242H120ZM190 241V240H189ZM188 240H187V243H189V245L187 244V243H185V245H187L186 246V248H184V251H187V256L189 255V254H191V255H196V254H200V252L202 253L205 249H200L199 248V246L197 245V243L194 245V243H190ZM209 241H211V242H209ZM235 241H237V242H235ZM106 242H108V243H106ZM124 242V243H123ZM222 242V243H221ZM249 242V244L248 245H250V247L249 246H247L248 248H249V256H247V257H249L250 258V256H251V258H253V261H250L251 260V258L249 259V260H247L248 258L246 257V256H244V255H246V254H248L246 251V249H248L247 247H245L246 245H247V243ZM259 242V243H258ZM262 242V243H261ZM104 243V244H103ZM122 243H123V247H122ZM260 243H261V245H260ZM116 244H117V246L119 245V244H121V246L119 247H117L116 248ZM126 244V245H125ZM159 244V243H158ZM215 244V243H214ZM232 244V245H231ZM238 244H240V246L238 245ZM112 245H114L113 247H112ZM193 245H194V247H193ZM213 247H212V246ZM228 245V247H233V248H229L228 249V247L226 248V246ZM245 245V246H244ZM260 245V246H259ZM82 246V247H81ZM99 246V247H98ZM104 246L105 247H107V248H109V250L107 249V248H104ZM172 245H170L169 244V247H171ZM188 246H192L191 247V251H190V249L188 250ZM197 246V247H196ZM220 246V247H219ZM222 245H218V247L221 249V251L222 250H224V247L222 246ZM263 246V247H262ZM61 247H63L62 246V244H61ZM76 247V248H77ZM97 247V248H96ZM121 247L124 249V250H126V251H124L123 249V251L125 252V254H124V252L122 251V250H120L119 251V249H121ZM125 247V248H124ZM173 248L175 247L174 245L172 246ZM198 249V250H195L193 253H191L192 252V248L193 249H196V248ZM208 247V248H209ZM235 247V248H234ZM241 247H242V249H241ZM244 247H245V249H244ZM252 247V248H251ZM77 248V249H78ZM95 248V249H94ZM101 248H103L105 251H106V253H110V251H111V253L110 254H108V255H110L109 257L107 256V255H103L102 253H104L105 254V251L103 250V249H101ZM114 248H116V249H114ZM173 248H169L170 250L171 249H173ZM178 248H181V247H178ZM208 248L206 249V250H208ZM210 248H209V250H210ZM254 248V249H253ZM113 250V252L115 253H113L112 252V250ZM168 249V250H169ZM176 249H177V247H176ZM227 249V250H226ZM233 249V250H232ZM252 249V250H251ZM47 250H52V248L50 247V248H47ZM47 250H45V251H47ZM65 250V249H64ZM91 250V251H90ZM95 250H97V251H95ZM108 250V251H107ZM116 250H117V252H116ZM173 250H175V249H173ZM202 250V251H201ZM209 250L208 251H206V253L208 252V254L207 255H205L204 254V252L201 254V256H203V254H204V256H207V257H204V259H202V260H204L203 262H204V264H213V263H211V261L213 262V258H214V256H211V255H214V253L215 252H213V251H210L211 252V254L209 253ZM231 250V251H230ZM245 250V253L243 252ZM88 251V252H87ZM118 251H119V253H118ZM122 251V252H121ZM128 251V252H127ZM188 251H190L189 253H188ZM196 251H199L198 253L196 252ZM240 251V252H239ZM75 252V251H74ZM73 252V253H74ZM196 252V253H195ZM244 254H243V253ZM80 253H81V255L83 256H81L80 257ZM94 253V254H93ZM114 254V255H116V253H117V255H116V258H119L120 257V259H121V257H122V262L120 263V259H117V260H114L115 259V257H112V255L111 254ZM122 253H123V255H122ZM127 253V254H126ZM213 253V254H212ZM224 253V252H223ZM222 253V254H223ZM93 254V255H92ZM96 254V255H95ZM100 254H102V256H103V258L102 257H99V255ZM118 254H119V257H118ZM218 255V253H215V255ZM238 254V255H237ZM243 254V255H242ZM252 254V255H251ZM8 255L9 256H4V259L3 260H0V262H3V263H1V264H20V262H17V261H8L7 260V258L10 260H13L14 258H12V254L10 255L9 253H8ZM68 255V256H67ZM74 257H73V256ZM130 255V257L128 258V256ZM176 257H178L176 254H174ZM173 255V256H174ZM183 255H186V253L184 252V254ZM182 255V256H183ZM191 255H189V257L191 256ZM208 255H210V256H208ZM79 256V257H78ZM93 256V257H92ZM101 256V255H100ZM107 258H106V257ZM174 256V258H176ZM187 256H185L186 258V261L184 260V261H182V262H186L187 264H188V259L190 260V259H192L190 262L191 263H193L194 264V258L196 259V257L198 258V256L199 255H197V256H192L191 258H188ZM201 256H199V257H201ZM219 256V255H218ZM218 256H216L215 258H218V262L216 263V261H214V264H219V263H224L225 261L223 260V262L222 261H220L219 262V257ZM239 256V257H238ZM256 256V257H255ZM5 257H6V259H5ZM11 257V258H10ZM35 257V256H34ZM33 257V260L35 259ZM37 257V259H36V261L34 260H32L31 258H30V260H29V263L27 262L28 260H26V259H24V260H22L21 261V263L23 264V263H26V264H36V262H38V260H39V258H40V262H38V264H53L52 263V261H51V259L48 257H45V256H36ZM39 257V258H38ZM43 257H45V258H43ZM111 257V258H110ZM242 257V258H241ZM245 257L247 258V259H245ZM42 258H43V261H42ZM79 258V259H78ZM87 259V260H90V259ZM107 260H106V259ZM114 258V259H113ZM130 258L131 259H134L133 261L132 260H130ZM178 258H180V257H178ZM177 258V259H178ZM184 259V257H181V259L180 260H183ZM205 258H206V260H205ZM208 258V259H207ZM234 258V259H233ZM239 258V259H238ZM255 258V259H254ZM259 258H261V259H259ZM45 259H48V260H46L45 261ZM69 259V258H68ZM68 259H65V262L63 263V264H68ZM109 259L111 260V261H109ZM112 259H113V261H112ZM209 259H211V261L209 260ZM213 259V260H212ZM241 259V260H240ZM245 259V260H244ZM7 260V261H6ZM16 260V259H15ZM21 260V259H20ZM32 260V261H31ZM80 260H82V261H80ZM85 260V259H84ZM84 261V263H88V264H93L94 262H92V260H91V263H90V261ZM106 260V261H105ZM120 260V261H119ZM124 260V261H125ZM164 259L163 258H160L159 257V259L157 260L158 261V263H160V264H163L162 263V261H163ZM179 259H178V262H177V260H173L172 262H167V263H165L164 262V264H175V262H176V264L177 263H179V264H181L182 262L180 261ZM199 260H201V259H197V260H195L196 261V263L197 264H201L200 263V261ZM221 260H222V258H221ZM227 260V261H228ZM256 260V262H254ZM260 260V261H259ZM18 261H19V259H18ZM23 261H26V262H23ZM31 261V262H30ZM44 262V263H42V262ZM48 261H51V262H48ZM67 261V262H66ZM115 261V262H114ZM157 261L155 262H153V263H155V264H158L157 263ZM160 261V262H159ZM175 261V262H174ZM209 261V262H208ZM237 261V262H236ZM248 261V262H247ZM14 262V263H13ZM45 262H47V263H45ZM73 262V263H72ZM189 262V263H190ZM199 262V263H198ZM207 262V263H206ZM252 262H254V263H252ZM263 263H264V259H263V261H262ZM262 262H260V264L262 263ZM152 263V264H153ZM185 263V264H186ZM190 263V264H191ZM228 263H229V261H228ZM262 263V264H263ZM124 264H126V261H125V263ZM128 264V263H127ZM183 264V263H182ZM203 264V263H202ZM225 264H227V262H225Z\"/></svg>",
    "mask_w": 264,
    "mask_h": 264
}]
</instances>
